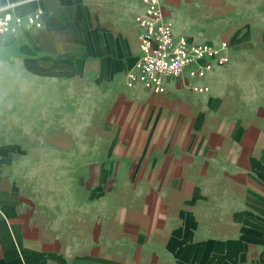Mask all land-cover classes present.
I'll use <instances>...</instances> for the list:
<instances>
[{"label": "crops", "instance_id": "0c3cea01", "mask_svg": "<svg viewBox=\"0 0 264 264\" xmlns=\"http://www.w3.org/2000/svg\"><path fill=\"white\" fill-rule=\"evenodd\" d=\"M161 3L229 61L154 93L143 0H0V264H264V0Z\"/></svg>", "mask_w": 264, "mask_h": 264}, {"label": "built area", "instance_id": "2783aa9c", "mask_svg": "<svg viewBox=\"0 0 264 264\" xmlns=\"http://www.w3.org/2000/svg\"><path fill=\"white\" fill-rule=\"evenodd\" d=\"M146 10L136 16L141 28V55L137 71L130 74L129 84L141 82L154 93L165 91L166 80L179 79L187 82L190 77L203 78L215 65H225L229 58L221 47L206 42H196L185 35L176 36L173 21L163 12L161 0H143ZM43 9L23 16L7 12L0 14V35L17 32L23 26L41 27ZM195 90L205 86L195 85Z\"/></svg>", "mask_w": 264, "mask_h": 264}, {"label": "rangeland", "instance_id": "374dc122", "mask_svg": "<svg viewBox=\"0 0 264 264\" xmlns=\"http://www.w3.org/2000/svg\"><path fill=\"white\" fill-rule=\"evenodd\" d=\"M224 43H225V42H224ZM224 43H223V44H224ZM226 43H227V42H226ZM227 45H228V44H227ZM227 45H226V47H227ZM76 127H77L78 129H81V128H82V124L78 123Z\"/></svg>", "mask_w": 264, "mask_h": 264}]
</instances>
